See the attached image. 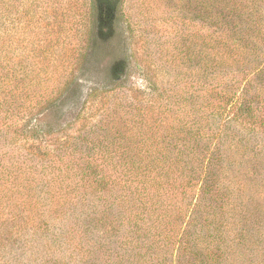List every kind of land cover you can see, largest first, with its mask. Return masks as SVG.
<instances>
[{"label": "rangeland", "instance_id": "rangeland-1", "mask_svg": "<svg viewBox=\"0 0 264 264\" xmlns=\"http://www.w3.org/2000/svg\"><path fill=\"white\" fill-rule=\"evenodd\" d=\"M186 1L178 10L174 0H123L98 34L90 0H0V264H102L79 228L127 211L109 205L119 191H98L127 179L113 160L132 138L164 124L154 120L158 108L196 118L211 99L222 102L193 58L194 37L216 23L208 9L196 20V0ZM224 68L216 90L264 98L258 80L246 86L239 68ZM257 120L254 132L239 128L240 165L251 166L249 143L262 178L264 120ZM248 186L244 208L256 242L224 246L213 264H264V181Z\"/></svg>", "mask_w": 264, "mask_h": 264}, {"label": "trees", "instance_id": "trees-1", "mask_svg": "<svg viewBox=\"0 0 264 264\" xmlns=\"http://www.w3.org/2000/svg\"><path fill=\"white\" fill-rule=\"evenodd\" d=\"M122 1L90 0L98 34L118 17ZM244 1L249 7L245 5L242 10L240 4ZM261 1L196 0L195 19L203 17L208 9L217 27L194 37L193 58L200 65L197 75L222 102L211 99L196 118L180 116L178 109L169 113L158 108L154 120L165 125L149 126L139 138L131 137L133 143L129 141L118 159L114 161L110 156L116 165L126 166L121 173L127 179L98 191H119V200L105 203L122 208L128 205L127 211L117 212L108 222L106 217L93 216L85 221V229L79 228L102 264H213L224 246H250L256 242L252 213L244 208L243 196L250 190L248 184H254L257 177L262 182L264 177L254 169L257 157L253 158L255 148L249 143L251 166L243 169L240 165V129L254 132L257 119L264 120V98L258 94L256 103L243 94L232 97L216 90L213 84L226 71L221 70L223 66H232L239 68L246 86L256 79L258 93L263 90ZM174 2L181 10L187 1ZM227 108L232 114L222 118ZM127 127L130 131L129 123ZM102 209L99 213L107 210L104 203ZM101 228L104 232L99 231ZM81 250L88 254L91 249Z\"/></svg>", "mask_w": 264, "mask_h": 264}]
</instances>
